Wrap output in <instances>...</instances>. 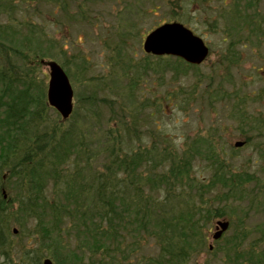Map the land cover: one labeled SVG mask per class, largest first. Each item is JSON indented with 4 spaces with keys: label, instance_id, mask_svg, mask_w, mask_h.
<instances>
[{
    "label": "rangeland",
    "instance_id": "374dc122",
    "mask_svg": "<svg viewBox=\"0 0 264 264\" xmlns=\"http://www.w3.org/2000/svg\"><path fill=\"white\" fill-rule=\"evenodd\" d=\"M60 4L65 9L54 0H0V29L9 34L31 30L35 38L29 39L23 51L0 42V69L32 82L35 95L36 88L46 95L49 77L41 58L60 63L71 81L72 115L61 122L57 112L46 105L40 116L43 125L50 127L56 121L61 128L73 126L80 131L92 154L88 157H97L93 160L99 172L106 147H116L121 155L126 150L154 151L152 157L156 158L155 152L164 146L176 154L192 139L216 129V147L223 145L228 167L249 174L252 180L244 184L248 197L240 201L226 202L225 194L216 197L218 188L207 195L209 205L224 211L211 217L202 229L206 246L212 243L216 251L198 249L187 264H221L219 249L235 235H246L256 252L263 251L264 0H62ZM19 21L29 26H18ZM173 21L190 28L208 46V55L200 64L193 66L174 56L160 58L143 49L144 38L152 29ZM43 130L40 125L38 132ZM238 140L246 143L235 147ZM153 162L148 163L151 171L156 167ZM205 165L197 161L192 176L206 181L212 169ZM2 184L4 197L12 199L8 184ZM151 185L149 181L144 190L149 192ZM160 191L153 192L156 201L164 200L158 209L171 218L183 206L187 192L173 190L165 196ZM47 192L51 197L53 188ZM12 202L15 207L17 201ZM218 219H227L229 226L213 240ZM19 228L10 224L4 253L10 263L31 264L21 259L25 258L23 251L36 247L34 223L23 225L22 235ZM148 244L143 253L154 257L158 247L152 240ZM41 253L42 260L47 255ZM5 255H0V264Z\"/></svg>",
    "mask_w": 264,
    "mask_h": 264
},
{
    "label": "trees",
    "instance_id": "16d2710c",
    "mask_svg": "<svg viewBox=\"0 0 264 264\" xmlns=\"http://www.w3.org/2000/svg\"><path fill=\"white\" fill-rule=\"evenodd\" d=\"M54 1L65 9L62 0ZM17 24L29 26L23 21ZM21 31L9 34L0 29V42L25 50L29 39L35 38L31 30ZM18 78L0 69V255H5L9 244L10 224L20 225L22 235L23 225L33 221L36 247L23 251L21 259L31 264H40L41 251L55 264H187L198 249H209L202 229L211 217L224 212L209 205L207 195L215 188L220 190L215 196L225 194L226 202L248 195L244 184L251 176L228 167L223 145L216 147V129L195 137L176 154L164 146L155 152L156 158L154 151L126 150L121 155L116 147H106L102 171H97L93 160L97 157H88L92 154L84 135L73 126L61 128L56 121L45 127L40 118L47 105L43 90L36 88L35 95L33 83ZM40 125L46 131L38 132ZM104 138L110 141L109 134ZM153 160L156 167L151 171L148 163ZM197 161L212 169L206 181L191 174ZM149 181L151 190L146 192L143 187ZM3 182L11 189L12 199L4 197ZM160 184L165 196L173 190L187 192L183 206L171 218L162 215L158 205L164 200L156 201L153 194ZM245 238L235 235L221 245V264H264V249L256 252ZM148 240L158 247L154 257L143 253ZM5 258L1 264H16Z\"/></svg>",
    "mask_w": 264,
    "mask_h": 264
},
{
    "label": "water",
    "instance_id": "95a60500",
    "mask_svg": "<svg viewBox=\"0 0 264 264\" xmlns=\"http://www.w3.org/2000/svg\"><path fill=\"white\" fill-rule=\"evenodd\" d=\"M143 49L155 55H177L193 64L202 62L208 54V47L202 38L178 22L164 23L152 30L143 41ZM40 62L47 66L50 76L46 93L48 103L56 108L62 119H66L73 107V89L69 78L56 61L41 59ZM243 144V140H238L234 146L240 147ZM228 225L227 220H218L212 238H219ZM42 264L53 263L49 258H45Z\"/></svg>",
    "mask_w": 264,
    "mask_h": 264
},
{
    "label": "clouds",
    "instance_id": "9594fccd",
    "mask_svg": "<svg viewBox=\"0 0 264 264\" xmlns=\"http://www.w3.org/2000/svg\"><path fill=\"white\" fill-rule=\"evenodd\" d=\"M176 143L178 144V143H179V141H176Z\"/></svg>",
    "mask_w": 264,
    "mask_h": 264
}]
</instances>
